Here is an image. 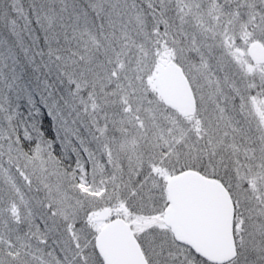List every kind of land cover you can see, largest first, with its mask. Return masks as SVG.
I'll return each mask as SVG.
<instances>
[{
  "label": "snow or ice",
  "instance_id": "6c2138e0",
  "mask_svg": "<svg viewBox=\"0 0 264 264\" xmlns=\"http://www.w3.org/2000/svg\"><path fill=\"white\" fill-rule=\"evenodd\" d=\"M0 264H264V0H0Z\"/></svg>",
  "mask_w": 264,
  "mask_h": 264
}]
</instances>
